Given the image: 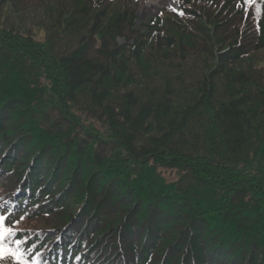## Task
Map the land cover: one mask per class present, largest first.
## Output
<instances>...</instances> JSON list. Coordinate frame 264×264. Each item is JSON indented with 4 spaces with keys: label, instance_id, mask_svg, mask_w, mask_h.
Wrapping results in <instances>:
<instances>
[{
    "label": "trees",
    "instance_id": "trees-1",
    "mask_svg": "<svg viewBox=\"0 0 264 264\" xmlns=\"http://www.w3.org/2000/svg\"><path fill=\"white\" fill-rule=\"evenodd\" d=\"M26 1L41 26L0 5V215L13 208L15 228L61 215L56 229L16 233L25 253L40 264H264V0H176L144 32L121 0L1 2ZM152 78L166 94L140 103ZM75 160L98 167L82 173ZM155 166L183 175L168 185Z\"/></svg>",
    "mask_w": 264,
    "mask_h": 264
},
{
    "label": "rangeland",
    "instance_id": "rangeland-1",
    "mask_svg": "<svg viewBox=\"0 0 264 264\" xmlns=\"http://www.w3.org/2000/svg\"><path fill=\"white\" fill-rule=\"evenodd\" d=\"M1 1H3V0H0V5H2L4 7V9L6 10L5 12L9 11L10 10L9 8H11V7L17 9L18 13H16V15L13 16L11 19L12 20H14V19L18 20L19 19V21L22 22L24 28H26V29H33V27H39V26H41L42 23L46 22V21H44V19H42V16H41L42 10L37 8V6H40L37 1H36L37 3L35 2V4L37 5L36 7H34V4L30 5L29 1H26L25 4L27 5V7L19 6L20 8L16 6L18 4H16L15 2L14 3L16 5H14L12 3L14 6L11 4H10V6H8L7 3L3 5ZM99 1L104 2L107 0H99ZM115 1L118 2V0H115ZM121 1L124 2L123 4H124L125 8H127L128 10H131L134 13V17H135L134 29L138 30L140 32H144L146 30L147 26L150 24L151 20L155 19L158 16L160 17L163 13H166L167 10L171 11V10H177L178 9L177 4L175 3L174 0H121ZM31 6H33V7H31ZM111 6L113 9L121 8L115 4H111ZM210 9H212L211 13L215 12L213 7H210ZM3 12H4V10L2 11V13ZM25 14H26V16H25ZM3 19H4V16H3ZM118 43L123 44V43H125V41L123 39H119ZM262 54H264V53H262ZM262 54H261V56H262ZM259 61L260 62L263 61V64H264V55L262 56V58L259 59ZM153 71H155V69H153V67H152V72ZM162 78L165 80V82L172 79V78H169L167 69L165 72H163ZM187 81H188L187 77L184 76V77H181L180 83L182 85H185L187 83ZM149 82L154 83V85L152 84L149 89L145 88V89H138L135 91V95H136L135 97L137 98V100L140 103H143L146 100H148L150 94H156L157 90H160V89L162 90V94H159L158 96L166 94V89H165V86L163 85L164 81L162 84H160L159 80L152 78ZM177 102H179V103L182 102L181 95H179V94H176L174 97H172L173 108H175L178 105ZM151 136L152 135L142 136L140 139L136 140V143L134 146L136 148H139L138 150H140V148L145 146L144 144L146 143V139L149 140V138ZM111 147L112 146H107V150H110ZM101 149H106V148H105V146L99 145L97 147V152L101 153ZM101 154H103L102 156L105 155L104 153H101ZM118 160L121 161V159H119V158H118ZM122 162L127 163V161H122ZM73 163H75V164L77 163V166L80 167V170L79 169L78 170L82 173H83L82 168L84 166L86 168H88L87 171L88 170L95 171L97 169L96 167H98L96 165H93V161H87V160L84 162L85 164L83 162L81 163V161H78V160H75ZM149 166H152V164L150 163ZM153 169L157 172L158 176L168 185L174 184V183H179V180L181 179V176L183 175V173L181 175V173L178 171H171V170H167L165 168H161V167H157V166H155ZM84 173H86V172H84ZM86 184H88V182L85 183L84 185L86 186ZM75 190L77 191L76 195L78 196V198L83 199V196L80 195L81 192H78V189H76V188H75ZM107 209H108V207H102L98 211L97 215L100 216L101 214L108 213L109 216H107V219L110 222V220L111 221L113 220L112 217L116 216V213L113 212L110 215L112 210L110 212H107L106 211ZM182 209H183V207L179 206V210H182ZM70 210L74 211L73 208H69L68 211H70ZM56 214L61 215V213H58L55 211V213L52 214V216H50L48 218H43V220L41 218H35L32 221H28L27 223L23 222L22 224H20L17 227V229L21 230L22 228L25 227L26 224H27L26 226L28 228H31L33 230L56 229V227H58V225L60 223L59 221H57L55 219L56 217H54ZM54 220H56V221H54ZM85 221H86L85 218L81 219V222H85ZM18 223L15 226H13V228H15L18 225ZM159 259H160V261H162L161 258H159ZM0 263L1 264H12L7 259L0 260Z\"/></svg>",
    "mask_w": 264,
    "mask_h": 264
},
{
    "label": "snow or ice",
    "instance_id": "snow-or-ice-1",
    "mask_svg": "<svg viewBox=\"0 0 264 264\" xmlns=\"http://www.w3.org/2000/svg\"><path fill=\"white\" fill-rule=\"evenodd\" d=\"M245 3L251 4L252 0H245ZM182 14V13H180ZM7 217L0 215V260L12 258L15 264H40V260L34 257L31 262L25 258L24 252L21 251L20 245L24 243L22 240H14L12 243L15 248L8 246L7 241L16 235L13 227L6 224Z\"/></svg>",
    "mask_w": 264,
    "mask_h": 264
}]
</instances>
